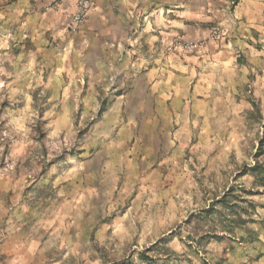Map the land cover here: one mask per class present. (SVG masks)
<instances>
[{
    "label": "rangeland",
    "instance_id": "obj_1",
    "mask_svg": "<svg viewBox=\"0 0 264 264\" xmlns=\"http://www.w3.org/2000/svg\"><path fill=\"white\" fill-rule=\"evenodd\" d=\"M16 1L0 0V264H264V10L218 137L184 148L155 186L88 204L58 183L107 107L57 106L65 77L26 36Z\"/></svg>",
    "mask_w": 264,
    "mask_h": 264
},
{
    "label": "crops",
    "instance_id": "obj_2",
    "mask_svg": "<svg viewBox=\"0 0 264 264\" xmlns=\"http://www.w3.org/2000/svg\"><path fill=\"white\" fill-rule=\"evenodd\" d=\"M233 2L95 0L76 31L74 0L14 3L37 52L58 60L56 75L65 79L54 84L57 106L107 107L93 140L66 167L70 178L59 179L66 198L81 193L89 204L108 188L155 186L181 165L184 148L218 137L232 85L246 81L238 58L247 57L249 24L264 10V0ZM213 25L227 29L226 38L209 40ZM175 40L202 46L167 50Z\"/></svg>",
    "mask_w": 264,
    "mask_h": 264
},
{
    "label": "built area",
    "instance_id": "obj_3",
    "mask_svg": "<svg viewBox=\"0 0 264 264\" xmlns=\"http://www.w3.org/2000/svg\"><path fill=\"white\" fill-rule=\"evenodd\" d=\"M95 0H74V11L70 20L71 31H76L87 20L88 13ZM227 29L221 25H213L209 28L208 39L213 42L221 41L226 38ZM202 42L175 40L168 46L169 51H181L184 53H191L195 49H200Z\"/></svg>",
    "mask_w": 264,
    "mask_h": 264
}]
</instances>
